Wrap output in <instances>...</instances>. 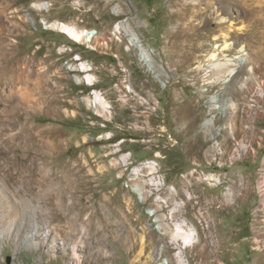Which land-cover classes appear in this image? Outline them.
Listing matches in <instances>:
<instances>
[{
  "label": "rangeland",
  "instance_id": "374dc122",
  "mask_svg": "<svg viewBox=\"0 0 264 264\" xmlns=\"http://www.w3.org/2000/svg\"><path fill=\"white\" fill-rule=\"evenodd\" d=\"M225 4L0 0L1 221L83 232L80 264H264V0ZM177 206L193 245L160 229ZM13 232L0 264H75Z\"/></svg>",
  "mask_w": 264,
  "mask_h": 264
},
{
  "label": "bare ground",
  "instance_id": "6f19581e",
  "mask_svg": "<svg viewBox=\"0 0 264 264\" xmlns=\"http://www.w3.org/2000/svg\"><path fill=\"white\" fill-rule=\"evenodd\" d=\"M248 1H252V3H253L256 0H239V2L241 4H243V5H247L248 4ZM225 3H226V0H216L217 7H216V11L215 12H217V11H221V12L226 11L227 7L225 6L226 5ZM219 23L218 24H215V26H216V28L218 30L221 28V26H220L221 25V22H219ZM262 24H263V27H264V18L262 19ZM191 27L192 26L190 24H187V27L186 28H189L191 30ZM189 33L190 34H188V35L191 36L192 32H189ZM262 33H264V29H263V32ZM261 52L264 53V47H263V49H262ZM229 71H231V69L229 67V63L228 62H225V63H221L220 62L218 64V66H217V69H216V73L218 74V76L221 73L224 74L225 72H229ZM214 80H216V79H214ZM194 117H196V116L194 115ZM210 126H211V124H209V127ZM192 131H194V132H193L192 136H188L189 139L187 138L186 143L191 148H198V147L201 146L200 145V142H199L200 140L198 142L196 141V137H198V133L195 132L193 125L186 132L187 133H191ZM206 142H208V140ZM44 143H45V145L48 144L49 146H52L53 145V142L51 140L50 141L47 140ZM52 161H53L52 158L51 159H48L47 158L46 164H44L45 159H43L42 161H40L36 165L38 166L39 169H41V170L44 169L45 170L47 164L48 163H52ZM30 163H33V162L31 161ZM154 172L155 171L152 170L150 173L152 174ZM157 172H158V170H157ZM138 184L143 187L147 183L144 180H140L138 182ZM156 189L157 190H161L162 189V185L161 184H158ZM143 194L146 197H148V195L146 194V192H143ZM177 195H180V193L179 192H168L167 193V196H168L167 199L173 198V197H175ZM62 198L63 197H61V196L59 197V199H58V205H62L63 204ZM4 199H2V197H1L0 202L3 201V202H5V204L6 203H11V197L9 195H5L4 196ZM26 200L27 199H25V201ZM5 204H3V205L5 206ZM152 206H153V208H154L155 211H158V210H160L163 207V204L160 201H155V202L152 203ZM2 209H3V206L0 203V212H1ZM29 209H30V207H29ZM182 212H183V210H182V207L181 206H177L174 209V211L172 213V217H171L175 221L174 224H170L167 221L168 217L165 218L162 214L159 215L160 229L162 230V232L164 234L169 235V236L171 235L173 237V239H174L173 240V243H175L177 245L183 246L185 244L183 241H180V238L184 239V241H187V243H186L187 245L186 246H189L190 244L193 245L195 243L193 242L192 238L189 239L188 235H185V233L188 231V229H187L188 223L187 222H180V221H178V218L182 214ZM3 217H4L3 216V213H1L0 214V233H1V238L11 236V233L13 232V227L16 226L15 225V222H16L15 220H14L15 222L13 221V222H10L9 224H5L4 221H1V218H3ZM25 220H27V219H25ZM27 226H28V224H27ZM18 232H15L14 233V235H13L14 239L12 238L13 241L16 242V240H18L19 238H23L24 241H25V246L27 248H35L36 249L39 246H40V248L44 247V248H46L48 250V253H51L52 256H55V252L65 251V250L69 249L70 250V253L67 254L68 255L67 258L72 259L75 264H80L81 261H83L82 260V257L83 256L81 255V252L84 251L83 244H84V241H85L84 240V236L82 234L83 232L77 233V232L74 231L75 233H74V235L72 234L73 236H71V233H70V236L71 237L67 236V233L65 231H63L64 232L63 234H62V232H55V231H53V232H50V233H44V235H42L43 231H39L38 229H36V230L34 229V230H30L26 234L23 233V236H19L18 235ZM38 239H41V240H38ZM38 242H39V246H38ZM132 248L134 249L135 246H133ZM167 248L170 249L169 246H167L166 249ZM164 252H165V250H156L155 248H151L149 250L148 256L146 257V263H148V264H150V263L151 264H157V263L160 262L159 264H184L186 262V259L185 258H186L187 255L184 254L185 252L180 253V255H178L176 257H174V256H167L166 255L165 261L164 260H161V255H164ZM140 264H145V261H142Z\"/></svg>",
  "mask_w": 264,
  "mask_h": 264
}]
</instances>
